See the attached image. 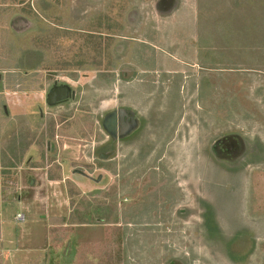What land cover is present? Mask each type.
I'll use <instances>...</instances> for the list:
<instances>
[{
  "label": "rangeland",
  "instance_id": "rangeland-1",
  "mask_svg": "<svg viewBox=\"0 0 264 264\" xmlns=\"http://www.w3.org/2000/svg\"><path fill=\"white\" fill-rule=\"evenodd\" d=\"M5 1L18 12L22 9L23 13H17L25 16L28 24L26 34L21 29V23L25 22L18 19L14 23L15 30H10L6 41L0 38L5 64L10 61V66L18 64L21 69V60L29 61L25 56L28 52L32 61L38 60L35 66L39 65L37 72L23 61L24 69L17 78L18 95L25 98L33 94L42 98L43 93H47L34 109L35 116L43 121H38L32 134L28 132L31 136H27L36 149L29 151V156L17 161L14 159L17 166L3 170L0 176L2 215L6 219L2 224L11 225L4 226L0 232V264H179L185 261L195 264L204 258L215 261L214 242L209 240L211 247L204 248L201 238L202 214L206 213L208 205L211 212L217 213L213 218L219 215L222 222L227 221V229L231 230L238 219L235 225L242 235L249 234L243 233L246 230L263 233L262 222L255 224L247 216L251 202L249 213L264 215V166L259 163L261 157L250 155L247 159L249 165L239 169L242 171L241 179L237 180H241L240 188L231 190L227 187V180H234V175L227 172L228 165L235 161L222 159L224 161L219 163L216 156V150L222 146L218 144L228 136L224 133H231L229 141L235 132L246 136L240 128H233L235 121L220 120L221 114L227 116L233 112L231 109H210L204 115V111L196 109L200 103L195 97L181 93V109L169 111L163 105L160 110L159 115L171 121L174 132L173 136H166V147L158 152L161 142L157 143L153 138L160 135L165 121H159V118L152 121L146 114L147 105L146 110L141 112L147 117L145 121H134L140 114L139 110L123 109L128 101L136 102L137 99L135 93H129L123 87L127 79L120 78L121 88L118 87L119 92L113 94L114 98L111 85H105L106 71L110 66L107 44L111 38L108 41V34L119 33L122 27L129 28L133 23L131 20L136 17L138 3L152 5L153 0ZM9 38L12 43L7 41ZM13 44L15 46L11 48ZM25 47L28 49L26 54ZM14 50L17 52L13 53ZM41 53L44 56L40 57ZM123 71L118 70V75L129 74V71ZM128 80L134 82L136 79L130 77ZM18 100L23 99L19 97ZM190 102L193 106L187 107ZM210 111L218 116L213 113L214 117H210ZM163 113L167 114L164 116ZM171 118L179 121H172ZM224 129L228 131L223 132ZM16 131L12 132L13 137L20 135V131ZM119 134H123L124 138L131 135L119 141L125 145L124 151L135 150L136 155L137 150H141L143 156H147L142 159L129 157L131 167L125 175L121 172L118 175L106 173L102 169L114 166L121 171L122 166L127 164L124 151L117 156L111 152L102 157L89 155L92 148V151L102 150V144H99L106 140H113L114 144L118 142ZM161 134L165 137L167 133ZM16 137L12 139V146L8 143L9 139L2 144L5 150L11 146V153L15 156L21 155L20 148L26 146L25 142L18 144V148ZM238 148L237 153L243 150V144ZM111 157L114 161L109 160ZM96 158L106 162H97ZM57 173L61 177L53 181L51 178ZM163 184H170L175 193L167 195L162 207L158 198ZM16 197L23 198L26 204L22 206V203L14 201ZM172 197L174 201L171 203ZM151 202L157 203V206L150 208ZM25 206L28 208L25 209ZM81 206L87 212L88 222L95 219L97 208L101 218L109 220L118 216L122 226L125 225L122 218L135 220L137 223H131L129 227L136 225L132 228L138 231L143 228L142 225L152 228L154 223L162 221L153 231H156V237L153 236L150 246L143 241L139 245V238L135 249L131 250L130 238H123L124 234L118 228L108 230L110 235L102 243L103 253H94L89 243L92 251L77 256V211ZM18 214L20 219H16ZM212 215L210 213V218ZM216 221L214 225L219 224L220 231H223V223ZM189 223L195 229L192 238L186 230ZM209 226L212 225L209 223ZM30 229H37L38 234L42 232L41 237L44 233V238L36 240L31 237L34 240L30 243L24 235ZM98 229L103 238L105 228ZM22 230L23 236L18 240L14 235H19ZM80 231L90 240L98 230L81 228ZM134 232L131 231V234ZM213 232L217 234L216 229ZM246 234L247 238H236L240 241L235 243L238 244L237 255L241 257H245L248 251L246 242L249 238Z\"/></svg>",
  "mask_w": 264,
  "mask_h": 264
},
{
  "label": "crops",
  "instance_id": "crops-1",
  "mask_svg": "<svg viewBox=\"0 0 264 264\" xmlns=\"http://www.w3.org/2000/svg\"><path fill=\"white\" fill-rule=\"evenodd\" d=\"M138 4V14L136 13L135 19L131 20L133 21L132 25L129 28L122 27L123 29L119 33L108 34V41L111 38L109 45L107 44L110 52V66L106 71L108 74L106 75L105 85H111L112 97L114 98L113 94L119 92L117 91L118 87L121 88V85H119L121 83L120 78L127 79L123 87L127 88L129 93H135L137 99L136 102L134 100L128 101L127 105L123 106V109L135 112L139 110L140 114L136 115L134 121H145L144 119L147 117L141 112L146 110L147 105L146 114L148 113L152 121H156L158 118L159 121H165L161 130V133H167L165 137L160 133L156 138H153V141L161 142L158 145L159 147H157L158 152L165 149L166 136L169 135L171 137L174 132V126H172L171 121H167V118L159 115L160 110L163 105L169 111H177V108L181 109L183 107L181 93L195 97L198 104L200 103L196 109L199 108L204 111V115L205 111L210 109L220 111L231 109L233 112L224 117L221 114L220 120L235 121L232 125L233 128H240L246 136L235 132L233 133V139H231L232 143H230L229 135L231 133H224V135H228L224 139L227 142V146L226 148L224 146L219 147L216 150V156L219 163L225 159L235 161L228 165L229 171L227 173L234 175V180H231L232 178L227 180V187L231 190L240 188L241 180H237L241 179L242 171L240 172L239 169L249 165L247 159L250 158V155H253L254 158L260 156L261 161L259 163L264 166V0H153L152 5H147L145 2ZM18 11V9L8 4L7 1L0 0L1 40L6 41L10 36V30H15L14 23L18 19L25 22L24 26L21 23V29L27 34L28 24L26 17L18 14L24 11L22 9L20 12ZM10 40L11 38L7 41L11 42ZM14 46L15 44L11 48ZM25 49L26 54L28 49L27 47ZM14 52H17V50H14ZM2 53L3 49L0 45V176L3 170L14 169V166H17L18 163L16 164L14 159L17 161L18 158L29 156V151L36 149L34 144H30L27 136L32 134L33 126H36L38 121H43L38 120L34 109L38 102L44 100V96L47 93L45 91L42 98L33 94L25 98L18 95L17 78L18 74L24 69L23 61L25 60H21V69L18 64L10 66V61L5 64L4 60H6V57H3ZM42 55L44 56V53H41L40 57ZM25 56L29 59V61H25V65L28 63L29 68L38 72L39 65L35 66L38 60H34L36 61L34 63L28 52ZM118 70H127L129 74L127 76H125L126 74L118 75ZM130 77H134L136 80L134 82L129 81ZM105 92L110 94L107 91ZM19 97L23 100L19 101ZM190 105L193 106V102L188 103L186 106L190 107ZM37 106L39 105L37 104ZM213 113L218 116L214 111H210V117H214ZM166 114L163 113L164 116ZM171 120L179 121L176 118H171ZM205 120L209 121V119ZM17 129L18 131H16ZM13 131L14 133L15 131H20V135L15 136L18 139L16 141L18 148V144H25L26 142V146L20 148L19 153L21 155L17 156L13 155L10 150L13 144L12 139L15 138L13 137ZM227 131L228 129H224L223 132ZM129 136L131 135L124 138L123 134H119L117 141H124ZM8 139L10 140L8 143L11 146L8 147L9 150H5L2 144L3 142L5 144V140ZM242 141H245V143H242ZM118 142L114 144L113 140H106L104 143L99 144H102V147H100L102 150L92 151V148L89 151V155L92 157V155L99 153V156L102 157L104 156L103 154L111 152L112 155L117 156L119 152L124 151L125 147L123 142H119L120 145ZM145 142L147 143L148 140L145 139ZM241 144H243V150H239V153H237L238 145L241 147ZM118 148L122 150L119 151ZM223 148L226 149L225 152H223ZM209 150L213 155L211 149ZM124 152L127 164L122 166L121 171L114 166L102 168L104 169L103 171L106 173H117V175L121 172V174L125 175L127 174V169L131 167L129 165L131 162L129 157L134 156L140 159L147 157L143 156L141 150H137L136 155H134L135 150ZM239 156L241 158H238ZM154 157H158V155L154 154ZM96 159L97 162H106L101 160V158ZM123 159L124 155L121 159L122 162ZM109 160L114 161L113 157ZM60 177V174L57 173L51 179L57 181ZM162 187L158 198L161 202L158 199H155V201L160 202L158 204L163 207L165 203L162 201L167 199V195L174 194L175 190L170 184ZM126 190L130 191V189ZM15 199L14 201L22 203V206L26 204L21 197H16ZM173 201L174 198L172 197L171 203ZM1 203L3 202L0 199V232L5 226L2 223H5L4 221L6 220L2 215L3 204ZM252 203H249L247 210L248 218L255 224L262 222L264 226V215L249 213ZM149 206L150 208H155L157 203L151 202ZM209 207L210 205H208L206 213L202 214L203 229L201 238L202 242L205 243L204 248L211 247L210 241L214 242V246H212L214 247L217 260L209 261L204 258V260L197 261L195 264H264V230L263 233L260 232L261 234L249 230L243 232H249V234L245 233L248 235L249 241L246 242L248 245L247 255L241 257V255H237L238 244L235 243L240 241L236 240V238L238 236L247 238V236L239 232L240 228L237 229L235 222L238 219L233 223L232 229L229 230L230 228L227 229L226 226L227 221L222 222L219 215H217L218 218H213L216 216V212H211ZM27 208L25 206V209ZM82 210L81 206L77 211V256L79 254L81 256L84 255L88 250L92 251V248L94 253H103L104 247L102 243L110 235L107 233L108 230H117L118 228L124 234L123 238L124 236L130 238L128 242L131 250L135 249L139 238V245H142L143 241V244L147 242V245L150 246L153 236L156 237L154 235L156 231H153L160 226L162 221L159 220L158 223H154V229H152L153 227L142 225L143 228L138 231L133 229L136 225H132L133 228L129 227L131 223H137L135 220L129 221L126 218H122V220H125V225L122 226L123 222L118 216L109 220L104 217L101 218L97 208L96 212H94L95 214L92 213L95 219L88 222L86 219L87 212ZM210 213L214 214L211 218ZM235 217L237 218V214ZM156 218L158 220L159 216ZM53 219L55 220V218ZM216 219L218 223H223L225 227L223 231H220L219 224L216 225L217 227L214 225L217 222ZM209 223L212 225L211 227ZM33 225L35 224L33 223ZM192 225L190 223L186 225L190 238L194 236L195 231L191 227ZM99 227L105 228L103 238L98 233L100 231ZM81 228H95L98 231L89 240V237L80 231ZM214 229L217 230V234L213 232ZM37 231V229L33 231L30 229L27 231V235L24 234L25 238L30 243L34 240L31 237L36 238V240L44 238V233L43 237H41L42 232L39 231L40 234H38ZM131 231L135 232L131 234ZM23 233L24 230L19 235L17 233L15 235L14 233L12 234L14 237L17 236L19 240ZM0 236H2L1 233ZM216 238L218 239L217 242L215 241ZM89 243L92 248L88 247ZM89 258L91 260L92 256ZM179 264L190 263L185 261Z\"/></svg>",
  "mask_w": 264,
  "mask_h": 264
},
{
  "label": "flooded vegetation",
  "instance_id": "flooded-vegetation-1",
  "mask_svg": "<svg viewBox=\"0 0 264 264\" xmlns=\"http://www.w3.org/2000/svg\"><path fill=\"white\" fill-rule=\"evenodd\" d=\"M223 140H224V139H223ZM218 145H222V147H223V146L226 147V146H227V142H226V141H222V143H220V144H218ZM96 155L99 156V153L96 154ZM80 170H81V169H80Z\"/></svg>",
  "mask_w": 264,
  "mask_h": 264
},
{
  "label": "built area",
  "instance_id": "built-area-1",
  "mask_svg": "<svg viewBox=\"0 0 264 264\" xmlns=\"http://www.w3.org/2000/svg\"><path fill=\"white\" fill-rule=\"evenodd\" d=\"M17 218L16 219H20V215L18 214L17 216H16ZM22 218V217H21ZM23 219V218H22Z\"/></svg>",
  "mask_w": 264,
  "mask_h": 264
},
{
  "label": "water",
  "instance_id": "water-1",
  "mask_svg": "<svg viewBox=\"0 0 264 264\" xmlns=\"http://www.w3.org/2000/svg\"><path fill=\"white\" fill-rule=\"evenodd\" d=\"M130 120H133V118H130Z\"/></svg>",
  "mask_w": 264,
  "mask_h": 264
}]
</instances>
